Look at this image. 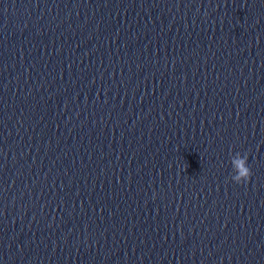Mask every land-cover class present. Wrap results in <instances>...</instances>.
Returning a JSON list of instances; mask_svg holds the SVG:
<instances>
[{
	"label": "water",
	"instance_id": "obj_1",
	"mask_svg": "<svg viewBox=\"0 0 264 264\" xmlns=\"http://www.w3.org/2000/svg\"><path fill=\"white\" fill-rule=\"evenodd\" d=\"M0 264H264V0H0Z\"/></svg>",
	"mask_w": 264,
	"mask_h": 264
},
{
	"label": "clouds",
	"instance_id": "obj_2",
	"mask_svg": "<svg viewBox=\"0 0 264 264\" xmlns=\"http://www.w3.org/2000/svg\"><path fill=\"white\" fill-rule=\"evenodd\" d=\"M230 163L232 169L231 179L236 183L246 182L251 175L247 153L235 152L231 156Z\"/></svg>",
	"mask_w": 264,
	"mask_h": 264
}]
</instances>
